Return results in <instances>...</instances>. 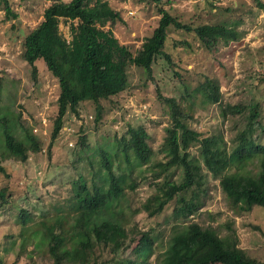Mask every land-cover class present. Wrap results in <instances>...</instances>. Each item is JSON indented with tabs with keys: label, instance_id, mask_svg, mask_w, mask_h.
<instances>
[{
	"label": "trees",
	"instance_id": "1",
	"mask_svg": "<svg viewBox=\"0 0 264 264\" xmlns=\"http://www.w3.org/2000/svg\"><path fill=\"white\" fill-rule=\"evenodd\" d=\"M153 1L157 5L162 3V0ZM253 1L260 10L264 9V0ZM159 5L158 26L135 52L114 35L112 26L123 19L107 0H54L45 9L43 22L27 34L22 57L31 66L33 78L36 80L38 74L36 62L44 60L60 89L48 148L50 158L53 142L60 136L67 115L79 117L82 103L96 105L98 123L104 114L102 102L127 89L131 67L143 69L152 78L154 64L160 57L173 65L166 50L171 30L194 32L207 48H212L219 37H233L225 24L194 27ZM0 6L8 19L18 18L10 0H0ZM63 20L70 24V40L61 33ZM181 44L190 46L188 42ZM196 91L214 104L221 101L218 88L206 78L195 90L183 95L182 102L191 103ZM160 98L169 108L170 125L163 143L165 160L152 166L156 190L143 205L144 211L155 218L172 209L176 220L196 214L202 207L201 195L208 181L205 170L219 181L232 211L244 215L255 207L264 210V138L261 142L259 133L264 134L261 101L228 104L221 111L224 117L238 116L244 121L228 146L223 136L205 137L192 127V104L187 107L174 97ZM0 123L4 160L14 158L27 163L32 154L42 151L41 141L32 129L22 127L25 136L20 138L8 118L0 119ZM148 140L144 127H131L127 135L118 139L117 151L100 149L94 154L97 167L89 157L93 170L91 186L83 176L70 182L66 196H59L53 206L57 212L51 220L43 216L32 220V213L16 205L8 187L0 189V211L17 208L16 220L23 225L31 219L36 233H42V244L47 247L44 253L53 264H65L69 254L73 255L71 264H264L240 248L237 237L232 242L222 237L217 228L200 222L175 224L169 237L158 228L142 231L125 226L116 205L128 197L129 190L135 191L137 183L133 178L128 184L129 175L121 167L124 161L129 166L133 162L138 166L147 165L154 155ZM79 145L89 150L86 136ZM192 148L200 150L203 165L192 158ZM252 161L258 163L257 172L247 169ZM5 174L6 167L0 164V175ZM159 241H165L163 252L158 250ZM22 243L25 247L27 240ZM127 252H130L127 258L121 256ZM154 256L156 259L152 261ZM0 264H3L1 252Z\"/></svg>",
	"mask_w": 264,
	"mask_h": 264
},
{
	"label": "rangeland",
	"instance_id": "2",
	"mask_svg": "<svg viewBox=\"0 0 264 264\" xmlns=\"http://www.w3.org/2000/svg\"><path fill=\"white\" fill-rule=\"evenodd\" d=\"M53 1L10 0L17 19H8L0 6V119L8 118L20 138L25 136L22 127L32 129L42 144V151L32 154L27 163L14 158L4 160L5 150L0 146V164L6 167V176L0 175V189L8 187L12 190L16 205L31 212L32 220L42 216L51 220L57 212L53 206L59 196H66L70 182L83 176L91 186L93 170L89 157L97 167L96 152L100 149L117 151L118 139L127 135L131 127L142 126L149 134L148 144L154 155L147 165L138 166L133 162L129 166L124 161L121 167L129 175L127 183L130 184L133 178L137 183L135 191L129 190L128 197L116 205V210L122 212L120 218L125 226L142 231L158 228L169 237L175 224L200 222L217 228L222 237H228L232 242L237 237L240 248L264 262V210L255 207L244 215L232 211L219 181L207 170L208 181L201 195L202 207L196 214L176 220L172 209H168L162 216L152 218L143 209L156 190L152 166L165 160L163 143L166 128L170 125V112L160 96L174 97L182 102L183 95L195 90L206 78L211 79L218 88L219 103L214 104L201 96L198 90L191 103H182L187 107L192 104L193 128L205 137L223 136L228 146L244 121L238 116L224 117L221 113L224 107L261 101L264 114V82L261 81L264 74V9L260 10L253 0H162L158 5L182 22L194 27L225 24L233 37H219L212 48H207L194 32L171 30L166 50L173 65L160 57L154 64L152 78L143 69L131 67L127 89L102 102L104 114L98 123L96 105L82 103L79 117L67 115L60 136L53 142L50 158L48 148L52 142L60 94L58 80L48 71L44 60L36 62L38 74L35 80L32 68L22 54L24 39L43 22L44 11ZM107 1L123 19L109 28L121 44L137 51L158 26L161 16L157 2ZM60 30L64 38L71 39L68 21L61 22ZM181 42H188L190 46ZM2 127L0 123V134ZM259 133L262 142L264 134ZM84 136L89 150L79 145ZM190 152L192 158L203 165L200 150L192 148ZM258 168L256 161L247 166L255 172ZM17 212V208L0 211L3 264H53L44 253L47 247L42 244V233H36L31 219L26 225L18 223ZM24 240H27L25 247ZM159 242L163 245L160 244L158 250L163 252L165 241ZM129 254L121 256L127 258ZM72 257L69 254L65 264H71ZM155 259L156 256L151 260Z\"/></svg>",
	"mask_w": 264,
	"mask_h": 264
}]
</instances>
